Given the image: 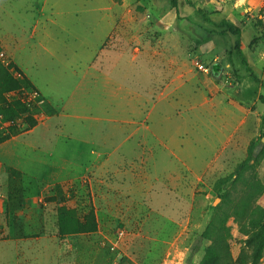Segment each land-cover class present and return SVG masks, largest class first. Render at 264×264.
Returning a JSON list of instances; mask_svg holds the SVG:
<instances>
[{
    "label": "rangeland",
    "instance_id": "rangeland-1",
    "mask_svg": "<svg viewBox=\"0 0 264 264\" xmlns=\"http://www.w3.org/2000/svg\"><path fill=\"white\" fill-rule=\"evenodd\" d=\"M188 1L189 22L170 0H0V62L48 105L0 144V264L203 263L233 181L218 182L264 138V0ZM263 152L253 174L264 184ZM10 168L23 173L18 221L34 237L18 236L8 210ZM56 185L77 212L59 213ZM255 205L264 214V192ZM227 225L223 264H249L251 229Z\"/></svg>",
    "mask_w": 264,
    "mask_h": 264
},
{
    "label": "trees",
    "instance_id": "trees-1",
    "mask_svg": "<svg viewBox=\"0 0 264 264\" xmlns=\"http://www.w3.org/2000/svg\"><path fill=\"white\" fill-rule=\"evenodd\" d=\"M188 1V0H186ZM172 7L176 11L177 18L184 20L181 14L180 2L181 0H170ZM189 2V1H188ZM191 7L198 15L203 17L206 22L214 24L219 28H226L232 34H238L240 29L229 22V19L222 17L220 22L213 19V15H223L220 12L206 14L202 9ZM189 22L188 19H185ZM191 27L196 31H201V27L196 23L190 22ZM1 50V49H0ZM238 54L242 59L246 69L251 76L259 81L256 73L252 69L247 60L245 53L237 47ZM15 71L20 73V69L13 63L9 65ZM220 67L213 65L212 73L218 74ZM22 80H17L9 69L0 62V116L5 127L0 131V144L14 138L15 136L30 132L38 125L37 112L42 108H48L47 103L40 96L39 91L26 77L22 75ZM23 90L20 95H15L16 91ZM14 93V94H13ZM35 96L33 99L32 97ZM264 103V96L260 98ZM264 126V121H263ZM264 153V152H263ZM258 161L253 162L252 150H250L247 158L239 163L234 172L220 180L219 186L227 184L232 180L231 188L220 196L221 203L216 207L215 213L204 231L202 237L210 242L202 264H223L225 260L224 254L229 252V240L231 238V228L227 225L230 218L235 221L242 228L249 227L251 234L247 239V243L252 247L251 253L247 256L249 264H258L264 253V214L263 211L255 205L256 199L264 192V184L253 174V171ZM10 183L14 186L16 193L10 191L9 193V212L13 214L14 225L18 236L34 237L36 233H23L25 221H18V212L24 209L23 193L20 194V189L16 188V183L23 179V173L17 169H9ZM62 186L56 185L54 191L57 192L59 199V213L77 212L76 206L69 204L62 194ZM61 194V195H60ZM63 215V214H62ZM25 216V215H24ZM18 221V222H17ZM18 224V225H17Z\"/></svg>",
    "mask_w": 264,
    "mask_h": 264
},
{
    "label": "water",
    "instance_id": "water-1",
    "mask_svg": "<svg viewBox=\"0 0 264 264\" xmlns=\"http://www.w3.org/2000/svg\"><path fill=\"white\" fill-rule=\"evenodd\" d=\"M263 148H264V138L262 139V142L254 149L253 160L257 159V157L261 154Z\"/></svg>",
    "mask_w": 264,
    "mask_h": 264
},
{
    "label": "built area",
    "instance_id": "built-area-1",
    "mask_svg": "<svg viewBox=\"0 0 264 264\" xmlns=\"http://www.w3.org/2000/svg\"><path fill=\"white\" fill-rule=\"evenodd\" d=\"M204 72H205V73H207V72H208V69H207V68H205V69H204Z\"/></svg>",
    "mask_w": 264,
    "mask_h": 264
}]
</instances>
